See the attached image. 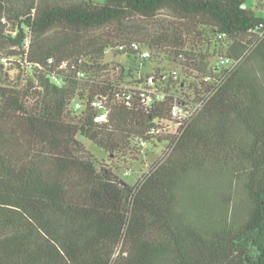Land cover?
<instances>
[{
    "label": "trees",
    "instance_id": "trees-1",
    "mask_svg": "<svg viewBox=\"0 0 264 264\" xmlns=\"http://www.w3.org/2000/svg\"><path fill=\"white\" fill-rule=\"evenodd\" d=\"M134 42L181 64L178 88ZM149 75L165 97L146 105ZM176 100L202 105L152 132ZM82 138L110 158L167 149L130 184ZM0 264H264V17L245 0H0Z\"/></svg>",
    "mask_w": 264,
    "mask_h": 264
},
{
    "label": "rangeland",
    "instance_id": "rangeland-1",
    "mask_svg": "<svg viewBox=\"0 0 264 264\" xmlns=\"http://www.w3.org/2000/svg\"><path fill=\"white\" fill-rule=\"evenodd\" d=\"M246 5L253 9L258 15L264 17V1L263 0H245ZM108 61L121 62L125 65L128 64L124 56L108 53L106 56ZM152 59V60H151ZM145 66H142V73L145 74L157 67H166L167 70L177 71L182 78L184 75L183 67L177 61L165 60L161 57H155L151 52V57L147 59ZM215 60V59H214ZM115 65V64H114ZM227 66V65H226ZM86 148L95 156L98 161L113 165L118 168L117 173L130 184H136L147 171V168L157 162L167 149V143L160 142L157 144H150L145 150L142 151L139 159L135 160L130 156L110 158L108 152L98 146L93 141L82 138ZM127 160L126 162L124 160Z\"/></svg>",
    "mask_w": 264,
    "mask_h": 264
},
{
    "label": "built area",
    "instance_id": "built-area-1",
    "mask_svg": "<svg viewBox=\"0 0 264 264\" xmlns=\"http://www.w3.org/2000/svg\"><path fill=\"white\" fill-rule=\"evenodd\" d=\"M132 47L135 50L139 51V56L143 60L151 57V50L146 46L134 42L132 43ZM120 48L122 49L123 46H121ZM111 51V48L106 49L107 53H110ZM3 61L7 63L6 59H3ZM223 63L230 67L235 64V61L231 58L226 57L224 58ZM170 77L172 79V84L175 85L174 88H178L177 84H179L180 81V74L177 71H173ZM54 78L58 81V77L54 76ZM135 88L141 92L143 102L146 105H150V103L153 101V97H157L159 99H163L165 97L163 92H161L159 90V87H157V81L154 75L145 77L144 82L138 86H135ZM127 99H131L130 94L128 95ZM105 103L106 98L102 97H99L98 99L93 101V105L100 110V113L97 117V120L99 122H104L107 119L109 113V110L104 107ZM201 105L202 102H193L192 100H188L186 101V103H182L176 100L171 108L172 120L161 121V128L158 129L154 127L152 128V132H159L162 129L168 132H176L182 124L187 122L193 115H195ZM143 145L144 147H147L148 143L144 141Z\"/></svg>",
    "mask_w": 264,
    "mask_h": 264
}]
</instances>
